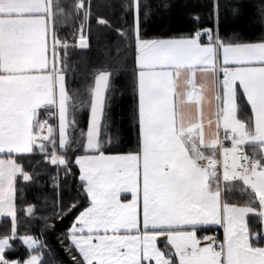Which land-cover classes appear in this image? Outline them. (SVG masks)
<instances>
[{
  "label": "snow or ice",
  "instance_id": "6c2138e0",
  "mask_svg": "<svg viewBox=\"0 0 264 264\" xmlns=\"http://www.w3.org/2000/svg\"><path fill=\"white\" fill-rule=\"evenodd\" d=\"M248 6L230 5L251 39L220 31V0L178 34L150 33L152 0H0V264H49L57 221L72 264H264V0ZM93 31L106 60L82 91L72 57ZM40 175L53 196L38 207ZM17 245L26 258L7 255Z\"/></svg>",
  "mask_w": 264,
  "mask_h": 264
},
{
  "label": "trees",
  "instance_id": "16d2710c",
  "mask_svg": "<svg viewBox=\"0 0 264 264\" xmlns=\"http://www.w3.org/2000/svg\"><path fill=\"white\" fill-rule=\"evenodd\" d=\"M97 3H103L104 0H95ZM171 3L173 7L164 11L162 8L163 3ZM237 0H220V31L228 34L234 28L241 27L244 29L249 39L254 38V30L244 27V16L239 19H233L231 4L236 3ZM244 5L243 12L246 15H250L253 9L248 6L254 2V0H239ZM152 19L149 21V31L151 34H157L161 32H168L169 34H178L190 30L193 25L189 19L188 13L190 11H198L203 17V23L205 26L209 25L211 21L208 18L209 0H152ZM102 14L103 10L101 9ZM103 43L101 40L100 44H97L96 33L93 31L92 38V49L83 54H75L72 59L74 62H79L77 67V77L74 87L81 88L82 91H86V84L91 79L87 73L93 67H99L105 63L106 56L103 51ZM127 75H122L114 85V94L116 101L114 104L113 118L116 120L118 126L121 128L123 133L124 144L122 147L127 150L132 145L135 138V133L130 119V110L133 104V98L130 89L127 86ZM37 184L33 185L26 192L25 198L27 201L36 204L38 207L43 204V197H52L53 190L49 186L50 176L40 175L36 177ZM65 202L70 199L71 194L66 187L63 188ZM51 199H49L47 207H41V212H48L51 207ZM5 218H0V231H3V224ZM58 225L57 231L48 230L44 234L52 255L46 257L49 264H72L70 257L63 250V245L60 242V229L67 225V221L56 222ZM42 227V221L33 222L30 231L34 235H39V230ZM9 257L15 258H26L25 250L22 246L17 245V250L7 253Z\"/></svg>",
  "mask_w": 264,
  "mask_h": 264
}]
</instances>
